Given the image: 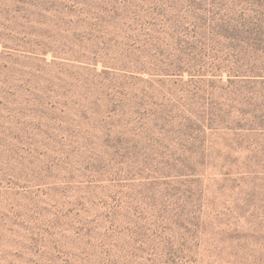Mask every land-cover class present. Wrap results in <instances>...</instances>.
Listing matches in <instances>:
<instances>
[{
    "label": "rangeland",
    "instance_id": "rangeland-1",
    "mask_svg": "<svg viewBox=\"0 0 264 264\" xmlns=\"http://www.w3.org/2000/svg\"><path fill=\"white\" fill-rule=\"evenodd\" d=\"M0 264H264V0H0Z\"/></svg>",
    "mask_w": 264,
    "mask_h": 264
}]
</instances>
